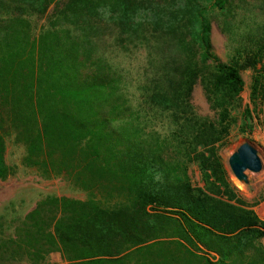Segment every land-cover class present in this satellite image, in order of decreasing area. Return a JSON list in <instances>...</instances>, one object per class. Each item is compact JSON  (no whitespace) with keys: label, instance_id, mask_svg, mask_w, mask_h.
Segmentation results:
<instances>
[{"label":"trees","instance_id":"16d2710c","mask_svg":"<svg viewBox=\"0 0 264 264\" xmlns=\"http://www.w3.org/2000/svg\"><path fill=\"white\" fill-rule=\"evenodd\" d=\"M54 2L0 0V182L10 176L13 136L26 167L63 177L90 199L39 204L25 230L36 249L25 247L38 260L58 252L75 264H264V220L210 138L217 124L251 135L263 114L264 0H68L35 35L33 19ZM216 17L231 47L227 63L213 50ZM109 37L124 51L146 50L140 90L168 120V137L134 108L103 51ZM247 69L251 105L239 125ZM198 85L215 119L196 113ZM193 165L204 187L193 185Z\"/></svg>","mask_w":264,"mask_h":264},{"label":"rangeland","instance_id":"374dc122","mask_svg":"<svg viewBox=\"0 0 264 264\" xmlns=\"http://www.w3.org/2000/svg\"><path fill=\"white\" fill-rule=\"evenodd\" d=\"M68 0H55L48 14L45 17L33 19L34 34L38 35L42 30L48 29L55 23L58 13ZM222 17L213 20L212 44L214 53L223 61L229 62L231 47L227 39L220 31ZM102 48L107 59L119 67L120 73L124 76L129 98L135 109H139L146 117L148 126L157 131L163 138L168 137L172 128L166 117L162 113L148 109L144 102L143 94L140 90L141 81L145 75L146 50L142 47H131V52L124 51L117 47L113 37L103 40ZM244 80L243 109L236 115L238 123L241 125V116L248 105H251L250 94L254 78L251 69L241 71ZM192 104L196 113L201 117L215 119V113L211 111L206 100L203 89L198 85L193 93ZM220 148V155L223 163L229 172L233 186L261 220H264V106L263 114L258 118L255 115L254 130L251 135H244L240 131V126H230L217 124L216 129L210 135ZM244 143H250L258 152L262 161L263 169L260 173L247 172L248 184L239 182L232 174L229 167L230 157ZM25 149L15 143L14 137L6 139L5 162L10 169V176L0 182V264H75L67 261L61 253L54 252L43 254L38 260L34 251L25 247V242L30 243L34 248L32 237L25 233L31 223L27 220L39 204L49 200V198H70L79 201H88L89 195L76 190L71 183L63 177L46 178L34 168H28L23 164ZM189 175L192 183L196 187H204L202 176L196 165L190 167ZM48 208L44 216L49 224V231H52L53 219L55 215ZM49 211V213H47ZM47 213V214H46ZM60 218V215H57ZM264 247V239L260 241ZM36 249V248H35ZM216 258L214 254L210 255Z\"/></svg>","mask_w":264,"mask_h":264},{"label":"water","instance_id":"95a60500","mask_svg":"<svg viewBox=\"0 0 264 264\" xmlns=\"http://www.w3.org/2000/svg\"><path fill=\"white\" fill-rule=\"evenodd\" d=\"M229 167L239 182L248 184L249 181L246 173H260L263 169V164L257 150L250 143H244L230 157Z\"/></svg>","mask_w":264,"mask_h":264}]
</instances>
